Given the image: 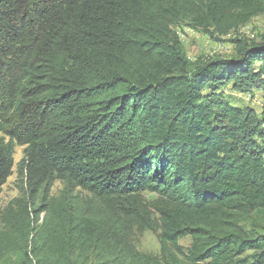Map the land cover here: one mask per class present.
I'll list each match as a JSON object with an SVG mask.
<instances>
[{
    "label": "trees",
    "instance_id": "1",
    "mask_svg": "<svg viewBox=\"0 0 264 264\" xmlns=\"http://www.w3.org/2000/svg\"><path fill=\"white\" fill-rule=\"evenodd\" d=\"M260 13L264 0H0V190L24 146L0 264H264V30L195 60L176 30L217 39ZM227 86L259 91L260 112ZM135 227L159 230V256L135 249Z\"/></svg>",
    "mask_w": 264,
    "mask_h": 264
},
{
    "label": "rangeland",
    "instance_id": "2",
    "mask_svg": "<svg viewBox=\"0 0 264 264\" xmlns=\"http://www.w3.org/2000/svg\"><path fill=\"white\" fill-rule=\"evenodd\" d=\"M176 30L179 34L182 44L186 49V53L191 60L213 58V57H230L234 54V37H256L258 33L264 30V13L254 16L248 23L241 26L237 30L217 39H212L208 35L194 31L185 23H182ZM224 95L228 96L230 100L237 105L251 104L257 111L260 112L262 106L261 93L255 92V95H243L232 91L229 86L225 87ZM250 97V98H249ZM24 155V146L15 145L13 153V166L12 172L7 177L5 183L0 190V213L2 209L15 197L22 195L24 183L18 174V163ZM64 187V182L60 179L53 181L49 194L56 196L59 195ZM145 201H150L156 198V194L148 191L141 193ZM159 230L152 231L149 229H133L132 243L135 249L144 254L151 256H159ZM179 244L184 247L189 246L190 238L183 237L179 240ZM93 261V260H91ZM93 264V263H91ZM105 264V263H98Z\"/></svg>",
    "mask_w": 264,
    "mask_h": 264
},
{
    "label": "built area",
    "instance_id": "3",
    "mask_svg": "<svg viewBox=\"0 0 264 264\" xmlns=\"http://www.w3.org/2000/svg\"><path fill=\"white\" fill-rule=\"evenodd\" d=\"M250 98V97H249Z\"/></svg>",
    "mask_w": 264,
    "mask_h": 264
}]
</instances>
